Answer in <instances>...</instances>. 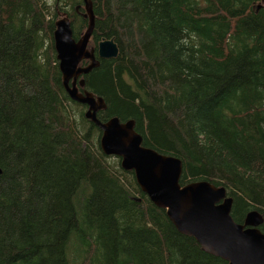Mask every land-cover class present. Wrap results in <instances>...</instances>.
<instances>
[{"label":"trees","instance_id":"obj_1","mask_svg":"<svg viewBox=\"0 0 264 264\" xmlns=\"http://www.w3.org/2000/svg\"><path fill=\"white\" fill-rule=\"evenodd\" d=\"M0 0V264H228L181 233L62 82L54 32L79 39L85 0ZM90 47L119 45L84 75L102 121L133 119L143 145L183 161L264 232V0H90ZM88 61H84V63Z\"/></svg>","mask_w":264,"mask_h":264},{"label":"water","instance_id":"obj_2","mask_svg":"<svg viewBox=\"0 0 264 264\" xmlns=\"http://www.w3.org/2000/svg\"><path fill=\"white\" fill-rule=\"evenodd\" d=\"M85 17L89 24L76 39L68 16L57 20L54 44L60 62L62 82L70 97L87 105V118L102 131L101 147L106 155L118 156L122 167L133 170L141 189L153 203L165 209L177 229L194 237L206 252L221 257L228 264H264V232L260 225L263 215L250 211L244 223L231 215L233 198L224 186L207 180L181 184L183 161L143 145V136L136 131L133 119L121 121L112 117L102 121L98 117L107 108L103 97L82 91L84 75L100 65V59L117 58L120 48L114 38H103L89 49L96 16L93 4L85 0ZM88 60V64L82 65Z\"/></svg>","mask_w":264,"mask_h":264},{"label":"flooded vegetation","instance_id":"obj_3","mask_svg":"<svg viewBox=\"0 0 264 264\" xmlns=\"http://www.w3.org/2000/svg\"><path fill=\"white\" fill-rule=\"evenodd\" d=\"M87 27H88V26H87ZM86 30H87V28H86ZM86 30H85V31H86ZM93 35H94V33H93ZM93 35H92V37H91V40H92V38H93ZM91 40H90V41H91ZM100 41H101V40H100ZM89 45H90V43H89ZM89 47H90V46H89ZM86 61H88V60H86ZM88 62H89V61H88ZM88 62H87V63H86V62L84 63V61H83L82 65H86V64H88Z\"/></svg>","mask_w":264,"mask_h":264},{"label":"rangeland","instance_id":"obj_4","mask_svg":"<svg viewBox=\"0 0 264 264\" xmlns=\"http://www.w3.org/2000/svg\"><path fill=\"white\" fill-rule=\"evenodd\" d=\"M55 0H49L48 3L51 5ZM91 49V47H89Z\"/></svg>","mask_w":264,"mask_h":264}]
</instances>
